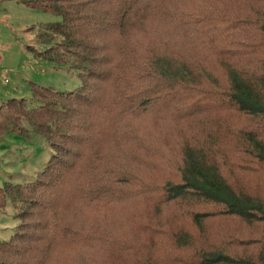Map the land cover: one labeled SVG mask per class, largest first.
I'll list each match as a JSON object with an SVG mask.
<instances>
[{"label": "trees", "instance_id": "16d2710c", "mask_svg": "<svg viewBox=\"0 0 264 264\" xmlns=\"http://www.w3.org/2000/svg\"><path fill=\"white\" fill-rule=\"evenodd\" d=\"M22 3L59 18L38 35L51 45L28 49L75 72L81 84L74 92H56L29 83L28 100L0 103V138L30 129L54 151L37 179L0 188V209L13 198L26 205L13 216L9 239L0 241V264H56L60 244L107 237L101 214L112 203L130 201L119 185L128 183L132 164L119 143L134 139L137 129L125 126L161 108L175 121L214 114L219 123L208 133L216 134L207 146L184 144L173 177L137 175L131 198L144 208L145 198L155 203L157 196L155 205L178 201L190 207L199 233L207 221H227L248 236L228 248L188 249L186 237L178 236L179 252L132 263L264 264V0ZM226 116L240 119L225 127ZM121 121L113 150H100L104 132ZM220 139L227 146H219ZM140 160L142 166H132L149 169L150 156ZM63 191L62 206L75 202L62 213L57 193ZM109 256L105 264H121Z\"/></svg>", "mask_w": 264, "mask_h": 264}, {"label": "rangeland", "instance_id": "374dc122", "mask_svg": "<svg viewBox=\"0 0 264 264\" xmlns=\"http://www.w3.org/2000/svg\"><path fill=\"white\" fill-rule=\"evenodd\" d=\"M22 1L29 0H0V103L9 99L28 100L29 83L49 87L56 92L76 91L81 81L75 72L69 71L65 66H55L35 56L28 49L33 48L39 52L50 46L51 44L41 43L38 35L44 32L46 25L58 22L59 18L31 9ZM58 39L55 37L53 40ZM170 113L166 108L150 111L146 113L145 118L141 117V121L125 126V128L137 129L135 130L137 134L134 139L120 142V148L128 153V160L132 165L142 166L140 158L150 156L149 162H146L149 164V169L143 171L132 165L129 166L131 177L127 179V184L121 182L119 188L127 189L130 201L112 203L101 214V218H105L104 228L107 237L96 242L94 239L93 242L87 239L82 242L60 244L56 250V264H105L110 257L109 254H113L117 263L137 264L132 263L135 257L150 255L151 258L163 259L166 254L179 252V244L176 242L178 236L186 237L187 242L184 243V247L186 246L187 249L197 244L205 248H218L223 245L228 248L230 244H237L239 240L248 236V232L238 229L235 223L227 221L220 223L207 221L202 232L199 233L192 225L190 207L178 201L155 205L160 198L157 196L155 203L153 199L145 198L144 208L138 203L139 200L135 199L136 197L131 198V191L139 183L138 180L134 182L137 175L147 176L145 179L147 180L153 171V176L159 181H164L168 176L173 177L171 171L174 172L180 159L179 149L184 144L190 143L207 146L209 139L207 141L206 139L216 134L208 133L210 129L214 130V124L219 123L214 114L206 118L195 117L190 120L175 121ZM238 119L240 118L226 116L225 127H231L230 125L237 123ZM124 123L125 121H121L119 128L115 126L113 131L104 132L98 143L100 150H113L116 133L124 129ZM222 125L223 118L215 131L217 132ZM222 140L218 141V145L227 146ZM52 155L54 151L43 136L30 129L25 135L17 132L6 133L0 138V188L5 183L22 184L34 181ZM150 163H154L155 167ZM80 174L86 175L83 172ZM57 198L59 203L57 212L59 210L63 213L62 209L65 211L75 202L69 199L66 205L62 206L63 198H66L64 191L57 193ZM25 207V204L13 198L8 199L6 206L0 209V241L9 239L16 223L13 216ZM232 237L237 240L224 244L226 239ZM135 260L137 261V258Z\"/></svg>", "mask_w": 264, "mask_h": 264}]
</instances>
